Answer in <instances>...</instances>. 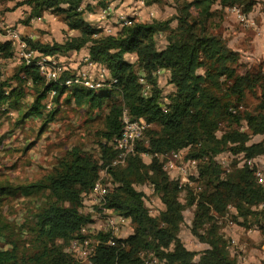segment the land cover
I'll use <instances>...</instances> for the list:
<instances>
[{
	"label": "trees",
	"instance_id": "obj_1",
	"mask_svg": "<svg viewBox=\"0 0 264 264\" xmlns=\"http://www.w3.org/2000/svg\"><path fill=\"white\" fill-rule=\"evenodd\" d=\"M203 3L204 0H191L183 7L186 10ZM56 11L69 17L70 28H78L85 37L97 41L87 46L89 59L105 64L117 82L97 90L100 94L92 89L83 91L76 85H72L74 91H70V86L63 81L59 84L55 81L45 83L34 59L30 63L22 61L13 76L0 81V106L17 110L22 109L23 84L31 81L37 95L23 117L35 114L42 118L43 127L56 119L54 114L60 109L58 103L51 113H44L45 105L41 102L49 91H56L54 99L57 101L64 96L70 102L74 96L77 104L87 99L92 107L107 110L96 157L83 155L75 146L44 178L25 184H0V204L10 194L47 192L46 203L32 216L35 222L33 235L38 247L24 256L9 236V231L6 232L0 224V237L9 238L8 242L12 243V248L0 250V264H144L141 252L146 250H153L167 264H239L231 252L230 240L221 229L219 217L228 213V205L236 208L235 218L243 217L242 223L249 219L250 214L258 216L264 213V205L261 206L264 203V184L258 181L249 165L234 164L232 169L225 170L211 153L233 149L245 151L247 157L264 154V140L248 144L252 135L264 134V72L246 68L240 71L242 62L235 63L236 56L222 51L223 46L217 47L218 41L209 34L207 26L200 24L198 14L193 16V13L185 11L186 16H193L191 22L186 23L182 18L178 26L183 31L175 39L167 34L166 46L159 48L155 35L165 32L171 17L162 24L137 22L119 30V39L108 36L97 40L99 31L88 28L82 18L71 21L74 14L78 16L77 13L61 9L59 5ZM34 14L40 13L34 10ZM66 43L75 51L84 47L83 41ZM32 47L43 54L61 51L58 43L39 47L33 44ZM112 48L117 51H109ZM125 53H136L139 59L127 61ZM0 56H13L11 41L0 44ZM134 65L147 70L145 78L151 85L147 98L137 80ZM159 68L171 73L169 79L176 89L170 94L164 95L158 76H152V72ZM199 68H205V71H197ZM62 77L68 78L67 70ZM11 79L16 80V86H11ZM6 88L9 90L5 91ZM118 90L123 91V99L127 101L125 107L110 102L121 99ZM257 90L255 108H244L247 93ZM124 108L133 118H144L150 126L137 141L135 152L127 157L126 164L111 165L119 151L104 140L109 141L120 134ZM225 123L227 129L218 136L217 131ZM243 123L242 129L239 125ZM189 146L192 148L191 157L203 161L199 175L194 178L196 187L200 185L197 193L192 187L182 186L177 178H172L157 157L153 156L147 163L142 159V152L153 154ZM107 166L114 187L105 197V206L115 208L119 215L130 217L134 232L117 238L115 246L104 243L111 233L101 232L97 237L102 243L96 251L87 260H78L65 250V243L84 237L81 228L91 222V217L82 213L80 207L84 196L93 189L101 168ZM145 182L154 186L165 204V209L157 216L150 214L145 193L135 187V184ZM184 187L187 195L183 198ZM192 205L195 208L191 231L208 245L198 259H194L198 252L187 248L179 236L184 210ZM59 238L62 243L57 242Z\"/></svg>",
	"mask_w": 264,
	"mask_h": 264
},
{
	"label": "clouds",
	"instance_id": "obj_2",
	"mask_svg": "<svg viewBox=\"0 0 264 264\" xmlns=\"http://www.w3.org/2000/svg\"><path fill=\"white\" fill-rule=\"evenodd\" d=\"M190 2L191 0H30V2L0 0V44L13 38L15 53L10 60H0V80H5L10 76L13 65L21 62L19 59L21 55L27 60L38 56L41 62L51 61V66L42 64L40 68V72L44 74V82L55 81L59 84L63 81V84L70 86V91H74L71 86L76 85L83 91L92 89L100 94L97 90L106 87L105 80L115 79L102 63L90 61L87 52L78 55L74 48L67 46L66 42L75 44L83 41L86 48L97 41L85 37L78 28H70L69 17L63 12L56 11L57 5L61 9L72 10L78 14V16L74 14L71 21L82 18L88 28L103 26L104 31L99 33L97 40L108 36L119 39L120 29L129 28L137 22L162 24L169 17L171 20L165 33L175 39L183 31L178 26L179 21L183 18L186 23H190L193 16L198 14L200 24L207 26L209 34L218 41L217 47L223 46L222 51L237 57L235 63L247 61L243 65L246 69L264 72V63H261L264 62V0H204L199 7H190L185 10L183 6ZM34 10L40 14H34ZM185 11L193 13V16H186ZM129 15L137 19L128 20ZM25 20L28 21L27 24L23 23ZM22 35L31 43L21 40ZM57 43L61 51L50 55L40 53L32 47L33 44L39 47ZM109 51L115 52L117 49L112 48ZM69 52L72 56L68 55ZM81 55L83 60H81ZM129 58L133 61L139 59L137 55L125 53V59ZM78 64L79 67H77ZM66 68L68 78L62 77ZM134 71L138 82L143 83L147 70L142 66L134 65ZM161 71L166 76L171 75L167 69H157L152 72V76H159ZM197 71L204 72L205 68H199ZM72 72L76 73L75 78L71 77ZM12 83L15 84L16 81L13 80ZM28 87H33L31 81ZM8 90V88L5 89V91ZM35 95H37L35 91L28 95L27 103L31 104ZM56 95V91H49L42 101L45 105V113H51L58 103L60 109L54 114L57 122L50 123L47 128L48 139L41 137V147L44 144L55 146L88 115L95 117L101 111L100 107H92L87 99L77 104L73 96L69 103H65L63 96L59 101L55 100ZM118 95L121 99H113L110 102L125 107L127 101L123 99V91L118 90ZM143 95L147 98L150 92L143 90ZM39 123L36 124V129L39 128ZM6 127L0 129V135L6 131ZM11 142L10 138L5 141V144H11Z\"/></svg>",
	"mask_w": 264,
	"mask_h": 264
},
{
	"label": "rangeland",
	"instance_id": "obj_3",
	"mask_svg": "<svg viewBox=\"0 0 264 264\" xmlns=\"http://www.w3.org/2000/svg\"><path fill=\"white\" fill-rule=\"evenodd\" d=\"M12 10L14 11V8ZM133 19L136 20L137 18L133 16ZM23 23L27 24L28 21L25 20ZM95 29L99 31L98 35L104 31L103 26ZM61 31H63V29H61ZM155 38L159 48L166 46L167 34L165 32L157 33ZM20 39L27 40V38L23 35L20 37ZM8 40H10L13 45V38H9ZM82 52H87L89 55L88 47H83L79 51H76L78 55H80ZM129 54L136 55V53ZM14 55L15 53L13 50L12 57L4 58L0 56V60H10L14 57ZM68 55L72 56V53L70 52ZM21 57L22 55L19 57V59L22 62ZM73 59L75 58L73 57ZM81 60H83L82 55ZM127 61L136 62L131 58L127 59ZM241 62L242 64L240 71H243L245 70L243 65H245L247 61ZM20 63L13 65L12 72L7 79L15 74ZM169 78L170 76H166L163 71L160 72L159 76L157 77V81L162 88L164 95L170 94L176 89L174 84L170 82ZM13 80L16 81L15 79H11V86H16L17 82L13 84ZM28 85L29 82H25V84H23L24 97L21 101V110H17L16 108L5 109L7 108L6 106H0V129L5 128L7 125L6 131L0 135V184H25L44 178L47 174L54 170L58 164V161L75 146L80 148L83 155H91L96 157L99 154V142L102 140L100 131L104 128V119L107 110L98 112L95 117L88 115L81 124L76 125V128L73 129L71 133L66 135L62 141L57 142L55 146L44 144L43 147H41V137L48 139L47 128L50 126V123H56L57 120L55 119L43 127L42 118L36 116L35 114H28L23 117V114L27 108L31 107L33 104V102L31 104L27 103V96L31 95L33 91L36 92L34 87L29 88ZM258 94L259 90L256 92H248L243 102L244 108L249 110L255 108L258 102ZM34 98L35 96L33 97V101ZM64 102L69 103L66 101V99H64ZM38 122H40L39 128L36 129V124ZM244 126V123L243 125H239V127L242 129ZM225 129H227V124H222V127L217 131V135L221 136ZM10 138L12 139L11 144H5V141L9 140ZM263 140L264 134H255L251 136L248 144ZM191 149V146L186 147V150L182 152V157L175 161V163L180 164L181 161L187 162L190 158H192L190 155ZM211 154L213 155V159L221 164L222 168L225 170L232 169L235 166L234 164L242 165L243 162L241 160L248 158L245 151H234L233 149H225L215 154ZM6 157L8 159H5ZM12 157L15 158L12 159ZM254 157H256V160L260 166H264V154H259ZM152 158L153 155L151 152H142V159L146 163L150 162ZM159 161L161 162V159H159ZM202 162V159L199 158L198 170ZM169 172H171L172 175L176 174L175 171ZM196 185L197 184L195 182L193 186H190L195 190V192L199 190L200 187V185L197 186V189ZM135 187L145 193L144 199L150 214L157 216L160 211L165 209V204L162 201L160 194L155 191L154 186L150 182L137 183L135 184ZM186 195L187 188L184 187L181 196L184 198ZM46 201L47 192L41 190L31 195H24L21 192L10 194L5 197L0 204V224L4 226L6 232L9 231V236H11V239L15 240L19 252L24 256L28 253H33V251H35V249L38 247L33 235L35 232V229L33 228L35 222L32 216L35 211H37L46 203ZM257 206L260 208L259 205ZM194 208L195 205L187 206L185 208L184 222L181 226L179 236L187 248L198 252L196 257H199V254L208 245L200 241L199 238L191 231L192 220L194 217ZM81 212L84 213L83 211ZM116 212V209H114V222L116 224V229L120 231V234L123 233L122 235L128 236L129 234L133 233L134 224L132 219L130 217L119 215ZM227 212V214L219 217V221L222 219L219 224H221L222 227L230 225L235 228L236 236L239 238L240 242L245 243L247 246L246 252L248 253V259L251 260L252 257V260L249 264H264V255H258L264 251V248H262V246H264V213H261L258 216L250 214L249 219L245 221V223H242L244 221L243 217L235 218L236 208L233 205H228ZM84 214L90 215L88 212ZM91 214H96V218L92 219V222H90L91 228L94 227V229H89L88 231L92 238H95L101 232L103 234L112 233L113 235H116L112 232L114 231V228L107 224V220L104 218L105 213L100 211L99 208H96V210L94 209ZM250 234H253V236ZM8 239L5 237H0V250L12 248V243L8 242ZM57 242L62 243L63 240L59 238L57 239Z\"/></svg>",
	"mask_w": 264,
	"mask_h": 264
},
{
	"label": "built area",
	"instance_id": "obj_4",
	"mask_svg": "<svg viewBox=\"0 0 264 264\" xmlns=\"http://www.w3.org/2000/svg\"><path fill=\"white\" fill-rule=\"evenodd\" d=\"M127 19L134 20L133 16L131 15H129ZM37 51L40 52L39 50ZM45 55H50V54H45ZM21 59L26 63H30L33 59L36 60L39 69L41 68L42 64L51 66L52 63L51 61L48 60H44L41 62L38 56L31 58V60H27V58L22 55ZM90 61L97 62L93 60ZM103 65L105 68H107L110 71V69L105 64ZM159 69H163V68H159ZM65 70H67V68ZM41 75L44 77V74L41 73ZM112 76L115 79L105 80L106 87L107 86L110 87L117 82V78L114 75ZM71 77L75 78L76 74L72 75ZM141 84H142V90H146L148 92L150 91L151 85L146 80V78H144V82ZM121 123H122V128L120 134L115 136L109 141L104 140V142L108 144V146H112L119 151L118 156L113 160L111 165L126 164L127 157L135 152L137 141L143 136L146 129L150 126L146 122V120L142 117L133 118L128 112L127 108L123 109L121 115ZM184 150H186V148L181 150L167 151V152H155L152 155L157 157L158 159H161V163L163 164V167L165 168L166 171L168 170V172L169 171L176 172L178 176L176 174L172 175L171 172H169V174L171 175L172 178H177L182 186H191V185L193 186L196 182L194 178L199 175L198 159L190 158L187 162L181 161L180 164L175 163V161H177L182 157V152ZM241 161L243 162L242 165L247 164L252 169H254V173L258 181L264 184V166L259 165V163L256 160V157L253 156V157L244 158ZM110 189H113V183L111 181V175L107 166L101 168L99 176L93 186V189L84 196L85 199L83 200L81 211H83L84 213L88 212L90 214L91 220L96 218V214H91V212L94 209L96 210V208H99L100 211L105 213L104 218L107 220V224L114 228V231L112 232L115 233L116 235H113L111 233V236L105 242L104 241L103 242L115 246L118 244L117 238L126 237V236L122 235L123 233L120 234V231L116 229V224L114 222V215H113L115 208L105 206L106 203L105 197L110 191ZM263 205L264 203L261 204V206ZM221 221L222 219H220L219 222ZM89 229H94V227L91 228L90 222L81 228V233L84 237L74 238L71 239L69 242L65 243V250L78 260H87L90 257V255H92L96 251L97 246L102 243L101 239L98 238L97 236L95 238H92L89 235L88 233ZM234 242H235L234 239L231 240L232 244ZM141 255L143 257L144 264H167L166 260L160 259L153 250L142 251Z\"/></svg>",
	"mask_w": 264,
	"mask_h": 264
},
{
	"label": "crops",
	"instance_id": "obj_5",
	"mask_svg": "<svg viewBox=\"0 0 264 264\" xmlns=\"http://www.w3.org/2000/svg\"><path fill=\"white\" fill-rule=\"evenodd\" d=\"M222 231L225 233V236L230 240L229 245H230L231 252L236 255L239 264H249L250 261L252 260V257H251V260L248 259V255H247L248 253L246 252L247 246L245 243L240 242L239 238L236 236L235 228H233L230 225H227V226L222 227ZM250 235L253 236V234H250ZM233 239L235 240V242L232 244L231 240ZM262 248H264V246H262ZM262 254L264 255V251L258 255L262 256Z\"/></svg>",
	"mask_w": 264,
	"mask_h": 264
}]
</instances>
